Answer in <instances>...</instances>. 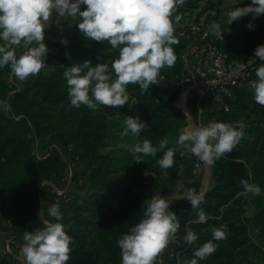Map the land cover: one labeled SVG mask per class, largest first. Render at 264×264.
<instances>
[{"label": "trees", "instance_id": "trees-1", "mask_svg": "<svg viewBox=\"0 0 264 264\" xmlns=\"http://www.w3.org/2000/svg\"><path fill=\"white\" fill-rule=\"evenodd\" d=\"M196 1L185 0L174 16L192 9ZM221 1L207 3L217 9ZM237 1L240 7L251 2ZM79 21L78 16L61 18L64 44L52 38L58 29L48 22L44 43L56 51L43 58L46 66L38 75L25 81L15 77L12 82L8 79L10 67L0 68V102L7 104L4 110L0 103V236L7 228L8 216L13 217L10 230L18 241L24 232L43 228L41 208L51 222H56L49 216L48 208L58 204L63 214L59 222L72 237L67 264H121L119 238L140 221L154 194L172 191L181 179H189L195 156L187 152L180 159L177 155L178 137L188 125L185 114L175 104L177 94L165 82L158 80L159 84L143 94L138 85H128L129 101L122 107L100 106L96 111L85 105L70 107L65 70L90 61L93 67L107 63L111 71V64L119 55L107 41L87 39L77 27ZM249 23L253 25L251 29L247 27ZM222 31L219 47L231 58L252 59V76L257 79L255 71L264 61L255 56L254 50L264 44V15L253 19L249 14L231 24L222 23ZM172 47L177 57L175 64L160 73L171 74L179 69L181 41ZM208 99L204 104L206 114L215 115L216 122H240L239 130L244 135L231 153L212 163V185L200 205L206 213V223L194 222L199 209H192L187 198L172 199L180 238L169 248L177 256L167 253L165 264H183L192 259L197 248L212 240L211 229L222 225L227 226V239L213 241L218 244L216 251L198 264H264V106L257 104L252 90L246 88L232 89L227 98L228 111ZM189 104H193L192 96ZM191 115L197 119L195 109ZM127 116H138L148 125L139 137L131 133L121 136ZM163 138L169 140L167 147L175 151V164L166 170V178L165 170L157 163L163 151L155 156L141 154L143 161L136 162L129 150L144 139L157 146ZM43 155L46 156L41 158ZM76 155L72 177L81 173V183L71 182L66 190L68 200L60 197L54 201L56 195L51 198L46 194V189L54 192L47 181L55 182L65 176ZM242 180L258 185L261 194L245 192ZM187 228L198 235L194 244L183 239ZM0 264L16 263L0 248Z\"/></svg>", "mask_w": 264, "mask_h": 264}, {"label": "clouds", "instance_id": "clouds-1", "mask_svg": "<svg viewBox=\"0 0 264 264\" xmlns=\"http://www.w3.org/2000/svg\"><path fill=\"white\" fill-rule=\"evenodd\" d=\"M185 0H0V68L10 67V74L25 81L38 75L46 66L44 57L49 49L44 43L45 29L53 12L59 16L80 18L79 31L89 40L107 41L111 49L118 50V58L111 64L91 66L90 61L73 64L64 72L68 86L70 107L81 105L96 111L100 106L122 107L129 101L128 85H138L141 94L150 86L159 84L161 69L174 66L177 59L173 45L179 44L174 35L182 16L174 13ZM81 5L85 10L81 11ZM252 15L256 19L264 15V0H251L244 7H234L227 15L229 23ZM174 16V19H173ZM253 27L251 23L247 25ZM218 25H213L216 30ZM17 49H22L17 55ZM254 54L264 61V44L258 45ZM85 69L87 70L85 72ZM83 73V74H82ZM114 73L115 78H113ZM257 79L249 81V87L257 104L264 106V63L255 71ZM91 93V96L89 95ZM3 103L4 110L7 104ZM121 136L129 133L139 137L148 125L140 118L127 116ZM243 130L224 122H209L207 126L184 128L177 143L200 161L211 165L226 153H231L242 139ZM169 140L163 138L157 146L144 139L131 145L129 150L136 162L143 156H155L163 151L157 161L166 178L175 164V151L167 147ZM166 149V150H165ZM245 192L254 196L261 194V188L242 180ZM187 198L197 212V223H206L205 211L200 208L204 193L188 188ZM170 199L155 196L147 202L140 221L118 240L121 264H156L157 257L175 239L180 227L178 217L170 211ZM48 214L56 222L45 221L42 229L26 231L21 253L24 264H67L70 259L72 237L60 223L63 214L58 204L48 208ZM212 240L205 242L193 253L192 259L183 264H198L213 254L218 244L213 241L227 239V226L213 227ZM184 241L191 245L198 235L191 228L186 229Z\"/></svg>", "mask_w": 264, "mask_h": 264}, {"label": "built area", "instance_id": "built-area-1", "mask_svg": "<svg viewBox=\"0 0 264 264\" xmlns=\"http://www.w3.org/2000/svg\"><path fill=\"white\" fill-rule=\"evenodd\" d=\"M223 1L228 2L233 8L237 6L240 7L237 0H222L221 2ZM221 6L222 5L220 4L219 12L223 11ZM85 8V5H81V11ZM181 16L182 19L174 33L176 38L182 43V48L179 53V69L172 71L171 74L165 72L160 73L158 80L160 82H165L170 87L171 91L177 94L175 104L182 111V107L190 113L193 109L197 111V119L194 120L196 126H207L209 121L206 117L204 105L207 98H209V101L228 111L229 106L227 98L231 96L233 88H246L250 90L249 81L255 80L252 76V71L255 68V65L252 59L241 61L237 58H231L219 47L218 44L223 40L222 21L220 16L216 14V8L210 7L207 0H197L196 5L192 9L184 10ZM61 18L62 16L53 12L50 22L57 28H62L63 24L61 23ZM227 23H229V19H227ZM214 24L218 25L216 30H213ZM64 39L65 37L63 36L62 38H57V40L63 44L66 43V40ZM47 47L49 49L47 55L56 51L52 46L47 45ZM17 50L21 53V49ZM190 96H192L193 104L187 105ZM183 113L185 114L184 111ZM187 122L188 124L191 123L189 119H187ZM221 122L237 125V129H239L241 124L240 122ZM176 152L180 159L187 154V151L178 143L176 144ZM45 156L46 155L40 157L43 158ZM77 159L78 156L76 155L68 164L67 169L69 178L72 176V169ZM201 171L202 163L197 157H195L190 169L189 179H181L178 182L177 189L179 190L193 180L198 179L201 175ZM47 182L53 187L56 194V197L54 198L55 201H58L60 197H65V199L68 200L63 189L59 190L53 182ZM78 182L81 183V179H79ZM170 193L172 192L169 191L168 194ZM161 197L170 199L169 203L171 209L172 198L162 195ZM151 199H149V201H151ZM42 221L44 223L45 221L50 222L49 220L44 219H42ZM6 223L7 228L4 231V235L6 236L4 240V250L2 249L1 252L13 256L11 247L13 248L17 244L15 235L12 234L10 230L13 223V217L8 216L6 218ZM1 237L2 236H0V242L2 240ZM179 238L180 228L176 233L175 239H173L157 257L160 264H165V256L167 253L171 257L177 256V252L170 250L169 248L172 244L178 242Z\"/></svg>", "mask_w": 264, "mask_h": 264}, {"label": "rangeland", "instance_id": "rangeland-1", "mask_svg": "<svg viewBox=\"0 0 264 264\" xmlns=\"http://www.w3.org/2000/svg\"><path fill=\"white\" fill-rule=\"evenodd\" d=\"M221 8L223 9V11H221V12H219L218 10H219V8H217L216 9V14H218L219 16H220V18H221V21H222V23H227V19H228V15H227V13L230 11V10H232L233 9V7L228 3V2H221ZM58 29V32L55 34V35H52V38H54V39H57V38H62V36H63V34H61V33H63L62 31L60 32V30H62V28H57ZM64 40H66V38L64 39ZM45 41H47V40H45ZM8 79L10 80V81H16V78H15V76H13V75H9L8 76ZM206 117L208 118V121L209 122H212V121H214L215 119V115L213 116V114H211V113H207L206 114ZM187 124H188V122H187ZM186 124V125H187ZM188 127H190L189 126V124H188V126H187V128ZM201 163H202V171H201V175H200V177L198 178V179H195V180H193L192 182H190L189 183V185L187 186V187H182L181 188V192L182 193H184V194H187V190H188V188H194V189H196V191L198 190V188L200 187V189H201V187H202V185H203V183L204 182H206V184L208 185V187L211 185V177L212 176H210V178H209V180H207L206 178H205V174H206V167H205V165H204V162L203 161H201ZM74 167V166H73ZM69 176V174H68V169H67V171H66V173H65V176H61V178L60 179H57L55 182H53L54 184H55V186L59 189V190H64V192L66 193V190L69 188L70 189V187H71V185H72V181H77V180H79L80 178H81V173H79L78 175H76L74 178L72 177V180H71V178H69L68 177ZM72 188H73V186H72ZM46 194L47 195H52L51 196V198H53L54 197V195H56L55 194V192H53L52 190H49V189H46ZM46 197H48V196H44V198H45V203H46ZM53 200H54V198H53ZM55 201V200H54ZM46 211V210H45ZM45 213L46 212H44L43 210H41V217H42V219H44V220H49L47 217H46V215H45ZM50 221V220H49ZM51 222V221H50ZM45 226V223H43V226L42 227H44ZM5 238H6V236L3 234L2 235V237H1V242H0V248H1V250L4 248V240H5ZM15 239H16V237H15ZM16 245L12 248L11 247V250H12V252H13V256H11V257H13V259H14V261H15V263L16 264H24V257H23V255H22V253H21V249H22V246H23V244H24V241H23V238H21V237H19V241L16 239ZM4 250V249H3Z\"/></svg>", "mask_w": 264, "mask_h": 264}, {"label": "crops", "instance_id": "crops-1", "mask_svg": "<svg viewBox=\"0 0 264 264\" xmlns=\"http://www.w3.org/2000/svg\"><path fill=\"white\" fill-rule=\"evenodd\" d=\"M191 125H194V124H192V123H190ZM184 128H187V127H184ZM189 184H187L186 186H184V187H187ZM211 185H212V177H211ZM210 185V186H211ZM209 186V187H210ZM200 191V187L198 188V190H197V192H199ZM172 193H170V194H168L169 192H162V191H159V192H157L156 194H154L153 196H155V195H162V196H165V197H170V198H172V199H174V198H179V197H181V196H183V195H186V194H184V193H182L181 192V189H177V186L174 188V190H172L171 191ZM152 196V197H153ZM151 197V198H152ZM150 198V199H151ZM170 211H172V208L170 209ZM156 264H160L159 263V261H158V259H157V261H156Z\"/></svg>", "mask_w": 264, "mask_h": 264}, {"label": "water", "instance_id": "water-1", "mask_svg": "<svg viewBox=\"0 0 264 264\" xmlns=\"http://www.w3.org/2000/svg\"><path fill=\"white\" fill-rule=\"evenodd\" d=\"M182 109H183V111L185 112V115H186L187 119H189L190 122L196 126V124H195V122H194V119H193L191 113H190L188 110H186L184 107H182ZM204 165H205V167H206L205 178H206L207 180H209V178H210V176H211V168H212V164L209 165V164L204 163ZM206 182H207V181H206ZM206 182H205V186H204V187H201L200 192L205 193L206 190L208 189V185L206 184ZM183 196H185V195H183ZM183 196H181V197H183ZM185 198H186V197H185Z\"/></svg>", "mask_w": 264, "mask_h": 264}, {"label": "bare ground", "instance_id": "bare-ground-1", "mask_svg": "<svg viewBox=\"0 0 264 264\" xmlns=\"http://www.w3.org/2000/svg\"><path fill=\"white\" fill-rule=\"evenodd\" d=\"M189 126H193V125L189 124ZM204 186H205V182L203 183L202 187H204Z\"/></svg>", "mask_w": 264, "mask_h": 264}]
</instances>
